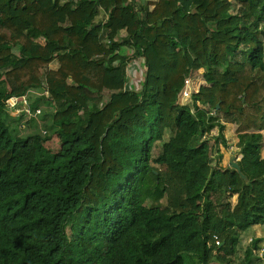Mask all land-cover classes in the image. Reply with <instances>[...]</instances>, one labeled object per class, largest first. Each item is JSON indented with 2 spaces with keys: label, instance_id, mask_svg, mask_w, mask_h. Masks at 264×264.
Wrapping results in <instances>:
<instances>
[{
  "label": "trees",
  "instance_id": "obj_1",
  "mask_svg": "<svg viewBox=\"0 0 264 264\" xmlns=\"http://www.w3.org/2000/svg\"><path fill=\"white\" fill-rule=\"evenodd\" d=\"M225 123L247 179L212 163ZM263 130L264 0H0V264H231L264 225Z\"/></svg>",
  "mask_w": 264,
  "mask_h": 264
},
{
  "label": "rangeland",
  "instance_id": "obj_2",
  "mask_svg": "<svg viewBox=\"0 0 264 264\" xmlns=\"http://www.w3.org/2000/svg\"><path fill=\"white\" fill-rule=\"evenodd\" d=\"M151 2L157 0H149ZM154 6H151L153 8ZM104 18V13L99 14L98 20L106 19V15ZM42 41H44L42 39ZM123 53L131 54L132 50H127L126 48L122 50ZM49 67L56 68L57 62H52ZM146 71L145 64L143 59H132L127 68V78H128V87L140 88V83L144 78ZM192 79V95L190 97H181L178 95V102L181 104H189L192 107V110L195 111L197 108H210L209 104L204 100V91L206 87H209V84L206 83L203 77V69L197 70L190 74ZM180 93V92H179ZM217 115V113L215 112ZM237 125L235 123H225V128L223 130L224 137L226 139V144H223L221 141L216 139V135L218 134V128L215 127L210 131L206 136L211 141V157L212 163H219L221 166L230 165V161L233 156H235V160L238 161L241 159L242 154L240 153L239 148L237 147ZM264 133V130H263ZM170 136V133H166L165 140H167ZM204 136L200 134L197 135V139L201 140ZM162 141H158L152 151V156L157 157L162 151ZM222 154V157L220 155ZM261 158H264V143L261 151ZM237 200V196L234 195L232 198L233 203ZM68 233H70V229H68ZM252 239V240H251ZM258 239L257 247H254L253 253L254 256L250 260V262L245 260L246 256V248L251 247L253 240ZM183 264V262H182ZM213 264H230V263H220L214 262ZM231 264H264V225L258 227H251L246 230L240 237L239 243L237 245L236 254L234 255V262Z\"/></svg>",
  "mask_w": 264,
  "mask_h": 264
},
{
  "label": "built area",
  "instance_id": "obj_3",
  "mask_svg": "<svg viewBox=\"0 0 264 264\" xmlns=\"http://www.w3.org/2000/svg\"><path fill=\"white\" fill-rule=\"evenodd\" d=\"M192 79L191 77H187L184 80V85L179 93L180 98L181 97H190L192 95L193 89H192ZM22 103V107L18 108V104ZM7 104L9 107V112L11 114H18L22 108L25 109L26 113L32 114L33 112H31L29 104H28V98L26 95H22V96H11L7 99ZM41 110L37 109L36 112L33 113V115H37L38 113H40ZM252 240V239H251Z\"/></svg>",
  "mask_w": 264,
  "mask_h": 264
},
{
  "label": "water",
  "instance_id": "obj_4",
  "mask_svg": "<svg viewBox=\"0 0 264 264\" xmlns=\"http://www.w3.org/2000/svg\"><path fill=\"white\" fill-rule=\"evenodd\" d=\"M219 106V104L217 105ZM230 165L235 168L242 177H244V179H247V177L243 174L241 166L239 165V163L235 160V156L232 157L231 161H230Z\"/></svg>",
  "mask_w": 264,
  "mask_h": 264
},
{
  "label": "crops",
  "instance_id": "obj_5",
  "mask_svg": "<svg viewBox=\"0 0 264 264\" xmlns=\"http://www.w3.org/2000/svg\"><path fill=\"white\" fill-rule=\"evenodd\" d=\"M258 226H261V225H257V226H255V228L258 227Z\"/></svg>",
  "mask_w": 264,
  "mask_h": 264
}]
</instances>
